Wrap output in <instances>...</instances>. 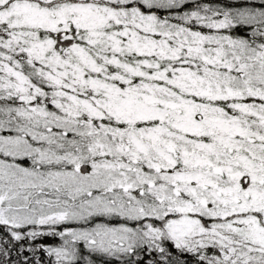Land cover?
Masks as SVG:
<instances>
[{"label":"snow or ice","instance_id":"1","mask_svg":"<svg viewBox=\"0 0 264 264\" xmlns=\"http://www.w3.org/2000/svg\"><path fill=\"white\" fill-rule=\"evenodd\" d=\"M0 264H264V0H0Z\"/></svg>","mask_w":264,"mask_h":264}]
</instances>
